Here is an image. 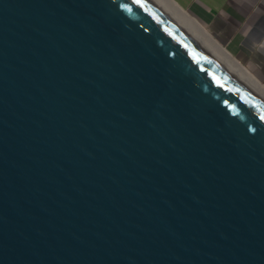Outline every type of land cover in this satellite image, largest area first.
<instances>
[{"label": "water", "instance_id": "1", "mask_svg": "<svg viewBox=\"0 0 264 264\" xmlns=\"http://www.w3.org/2000/svg\"><path fill=\"white\" fill-rule=\"evenodd\" d=\"M0 264H264V102L150 0H0Z\"/></svg>", "mask_w": 264, "mask_h": 264}, {"label": "crops", "instance_id": "2", "mask_svg": "<svg viewBox=\"0 0 264 264\" xmlns=\"http://www.w3.org/2000/svg\"><path fill=\"white\" fill-rule=\"evenodd\" d=\"M264 83V0H175Z\"/></svg>", "mask_w": 264, "mask_h": 264}, {"label": "bare ground", "instance_id": "3", "mask_svg": "<svg viewBox=\"0 0 264 264\" xmlns=\"http://www.w3.org/2000/svg\"><path fill=\"white\" fill-rule=\"evenodd\" d=\"M230 74L264 102V83L236 59L175 0H150Z\"/></svg>", "mask_w": 264, "mask_h": 264}]
</instances>
